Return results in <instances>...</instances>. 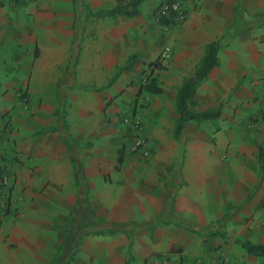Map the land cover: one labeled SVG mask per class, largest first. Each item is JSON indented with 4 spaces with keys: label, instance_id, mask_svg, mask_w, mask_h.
Returning <instances> with one entry per match:
<instances>
[{
    "label": "crops",
    "instance_id": "crops-1",
    "mask_svg": "<svg viewBox=\"0 0 264 264\" xmlns=\"http://www.w3.org/2000/svg\"><path fill=\"white\" fill-rule=\"evenodd\" d=\"M2 1L30 12L37 45L19 71L26 87L0 79L14 199L0 264H196L197 254L214 264L220 251L264 264L241 244H264V0H183L188 16L167 32L156 13L168 0L131 17L96 15L119 0ZM216 40L220 66L195 98L197 111L221 106L222 116L190 120L176 137L178 88ZM149 73L162 91L142 107ZM128 113L143 118L149 159L132 148Z\"/></svg>",
    "mask_w": 264,
    "mask_h": 264
},
{
    "label": "trees",
    "instance_id": "trees-1",
    "mask_svg": "<svg viewBox=\"0 0 264 264\" xmlns=\"http://www.w3.org/2000/svg\"><path fill=\"white\" fill-rule=\"evenodd\" d=\"M144 1L146 0H119L118 4L115 7L108 10H100L96 12V15L98 17L117 15H125L128 17L137 16L140 13V6ZM172 1L173 0H168L169 3H172ZM169 22H171V19L168 17L164 16L160 19V23L162 24H166ZM221 47L222 44L219 40L207 44L204 57L198 63L194 72L190 76L184 78L183 82L179 86L177 93L178 118L175 123L176 137L181 136L188 121L190 120H213L222 116L221 106L214 110L197 111L196 106L198 102L195 98L198 87L209 78L211 72L215 68L220 66L221 62L219 52L221 50ZM134 58L135 55L131 57V59ZM151 65H153L154 69L165 68L160 56L154 62H152ZM131 67L132 63L119 67L111 82L114 81V79H116L123 70L131 69ZM147 77L149 82L146 86H142L140 93H146L148 95L153 93H160L162 89L160 87L157 75H155L154 73H149ZM1 86L2 83L0 81V89ZM241 244L249 253L264 256V244L254 243L251 241H243L241 242Z\"/></svg>",
    "mask_w": 264,
    "mask_h": 264
},
{
    "label": "rangeland",
    "instance_id": "rangeland-1",
    "mask_svg": "<svg viewBox=\"0 0 264 264\" xmlns=\"http://www.w3.org/2000/svg\"><path fill=\"white\" fill-rule=\"evenodd\" d=\"M15 4H17L16 0ZM31 24H33V18L25 7H16V5L12 7L0 0V42L5 45L3 46L5 57L0 66V79L7 87L19 81L23 83L19 87L27 86L28 73H19V71L21 72L25 63H30L34 58L37 43L28 40ZM150 104L148 95L141 106L148 107ZM215 257L214 264H235L226 251L217 252ZM195 259L196 264H203L205 258L197 254Z\"/></svg>",
    "mask_w": 264,
    "mask_h": 264
},
{
    "label": "built area",
    "instance_id": "built-area-1",
    "mask_svg": "<svg viewBox=\"0 0 264 264\" xmlns=\"http://www.w3.org/2000/svg\"><path fill=\"white\" fill-rule=\"evenodd\" d=\"M173 15V16H172ZM168 17L171 22L162 24L160 19ZM188 16L187 10L183 6V0H173L172 3L168 1L161 4L156 13L157 21L162 25L164 31H168L171 23H180L186 20ZM172 55V47L166 45L161 52V60L165 61ZM149 80L148 77H143L142 86H146ZM148 94L140 93L138 103L144 104ZM123 123L127 127V132L133 142V150L138 152L144 159L151 157V147L149 136L146 133L144 121L139 113H128L123 116ZM12 178L11 173L8 170L5 163L0 158V227L1 218L9 211L13 205V193H12Z\"/></svg>",
    "mask_w": 264,
    "mask_h": 264
}]
</instances>
